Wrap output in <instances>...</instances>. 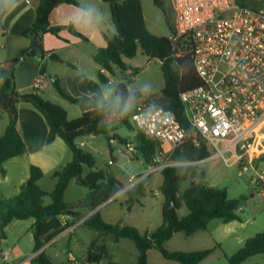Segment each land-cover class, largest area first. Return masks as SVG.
<instances>
[{"label": "trees", "instance_id": "16d2710c", "mask_svg": "<svg viewBox=\"0 0 264 264\" xmlns=\"http://www.w3.org/2000/svg\"><path fill=\"white\" fill-rule=\"evenodd\" d=\"M15 1L17 0H9L8 4H13ZM25 1L29 3L34 12L33 29L38 30L42 36L51 34L60 37V33L68 29L74 36L87 40L72 25L53 26L50 22V16L56 7L63 4L80 6L79 0ZM246 1L240 0L243 5H246ZM103 2L111 9V22L115 31L103 34L106 47L96 51L94 60L100 67L97 71V78L111 96L108 105L85 112L78 118L69 119L68 112L63 106L44 99L38 92L24 95L17 92L15 74L10 70L18 59L0 63V111H6L9 117L6 132L0 137V167L7 161L24 156L28 152L17 128V104L20 102L31 104L45 117L49 126L47 144L60 138L73 153L72 161L54 174L56 186L52 192H46L40 188L39 181L44 173L39 167L31 166L30 177L21 186L20 192L12 198L0 199V230L3 236L5 228L14 221L34 219L33 252L38 254L33 264H56L43 250V247L71 227L72 222L63 224L64 218L80 217L82 213L77 210L78 208L87 207L90 210H96L130 185L131 176L127 173L114 176L95 169L94 157L77 144L79 138L104 135L109 139L110 148L112 140L129 145L131 148V144L121 138L117 131L121 127L135 129L137 131L134 138L136 150L148 166L154 164L161 145L148 139L131 122L134 104L143 99V95L138 90L129 89L133 79L126 74L128 67L124 59L134 58L141 49L150 59H156L162 63L165 82L162 97L166 101L163 106L172 111L185 128L188 127V122L180 97L184 92L202 84L193 66L191 45L184 39L172 41L170 36L151 34L145 23L142 0H103ZM154 3L162 8L160 0H154ZM6 6L0 5V52L3 49L2 39L6 34L1 24V16ZM173 31L174 29L171 28V34ZM31 54L34 55V51ZM50 59L62 61L56 54H52ZM114 66L122 70L123 76L122 82L110 91V78L105 72L113 75ZM138 73L139 70L135 69L131 75L135 77ZM54 87L63 98L78 102L69 98L61 90L57 81H54ZM11 99L13 102L10 104ZM111 153H113L112 149ZM209 155L210 149L206 145L195 148L187 143L176 149L172 159L202 161ZM258 162H264V155ZM86 169H88L87 172H85ZM161 173L163 183L160 187V194L164 201L163 224L155 231L142 234L133 226L111 225L105 222L98 213L86 218L83 225L92 231L112 235L116 242L121 239L133 240L140 252L138 264H149L147 254L151 249L159 251L161 256L169 261L179 264H201L211 255V250L170 251L166 243L178 233L189 237L199 231H206L209 223L215 219L225 224L233 221L241 222L238 213L241 200L229 199L226 189L205 184L206 175L197 166L167 167ZM2 174H5L4 170ZM77 177H81L80 183L88 187L89 194L85 200L68 204L65 201V192ZM189 179L193 181L186 190L181 191V185ZM144 191L143 179L126 191L128 202L130 204L139 202ZM46 197L52 200L48 205L45 204ZM182 204H185L189 211L185 217H180L178 213ZM96 243L94 241L91 247H96ZM216 247L220 245L216 244ZM90 251L91 254L87 256L88 264H118L109 259L105 246H100L97 250L91 248ZM258 254H264V232L248 239L241 250L227 259L230 264H244ZM105 259L108 261L103 263Z\"/></svg>", "mask_w": 264, "mask_h": 264}, {"label": "built area", "instance_id": "2783aa9c", "mask_svg": "<svg viewBox=\"0 0 264 264\" xmlns=\"http://www.w3.org/2000/svg\"><path fill=\"white\" fill-rule=\"evenodd\" d=\"M253 2L256 5L240 0H172L176 19L170 40L184 39L191 45L202 84L180 97L186 128L157 102L141 99L134 104L132 124L161 145L148 174L221 160L229 168L237 167L239 175L253 171L252 183L264 196V172L256 169L264 155V0ZM44 87V76H38L34 92ZM187 143L195 148L206 145L210 155L202 161L173 160L176 149ZM141 180L130 181L134 185ZM37 254L13 264H33Z\"/></svg>", "mask_w": 264, "mask_h": 264}, {"label": "crops", "instance_id": "0c3cea01", "mask_svg": "<svg viewBox=\"0 0 264 264\" xmlns=\"http://www.w3.org/2000/svg\"><path fill=\"white\" fill-rule=\"evenodd\" d=\"M8 2L9 0H0V5H7L1 16V24L6 34L2 39L3 49L0 52V63L18 59L29 47L30 40L27 35L33 29L34 22V12L27 1L17 0L10 5ZM79 3L80 6L63 4L56 7L50 16V22L53 26L67 27L72 25L76 31L86 37L87 40L74 36L68 29L63 30L60 33V37H55L51 34L43 35L41 42L44 52L47 53L45 54V59H49L47 68L44 70L41 67V62L36 59L35 55L30 54L22 63L17 65L13 71L15 74L16 90L20 95L34 92L32 84L38 76L43 75L45 82V87L38 91L40 96L41 92L50 95L48 94L50 93L48 89H50L51 86L54 87V81H57L61 90L69 98L78 102H72L63 98L57 91L60 97H56V95L52 93L47 99L53 97V102L63 106L68 112L69 119L78 118L85 112L106 106L111 100L110 94L105 90L97 78V71L100 67L94 60L96 51L106 47L103 34L115 31V27L111 22V9L103 0H79ZM53 38L57 40L56 43L53 41ZM68 52L70 53L68 54ZM52 54H56L62 61L51 60L50 56ZM115 67L116 66H114L113 69ZM42 70H44V72ZM105 73L110 78V91L122 82L113 81L112 75L108 72ZM126 74L131 75V69H128ZM129 89L131 90L130 87ZM17 108V128L27 146L28 152L24 156L7 161L0 167V183L5 184L11 191V194H6L1 190L0 199L12 198L20 192L21 186L27 182L30 177L31 166L39 167L44 173L43 178L39 181L40 188L46 192H52L56 186V180L53 178L54 174L73 159L72 151L62 139L57 138L53 143L47 144L49 126L45 117L39 110L31 104L24 102L18 103ZM71 113L73 116H70ZM8 122V114L6 111L1 110L0 137L5 134ZM77 144L79 145L78 140ZM2 170H4L5 174H2ZM87 171L88 169H86L85 172ZM131 177H133V175H131ZM74 184L85 186L75 180L71 182L67 188L65 196L69 188H72ZM88 194L89 191L85 194V198H77L71 202H68L65 198V201L68 204H75L80 200H85ZM123 194H127L126 190H123L96 210H90L87 207L78 208L77 210L82 213L80 217L73 216L71 218H64L66 223L72 222L71 227H75V229L72 232L65 231L43 247V250L50 259L56 264L66 262L88 264L87 256L91 254L90 249L97 250L98 247L105 246L111 261L118 264H138L140 252L137 246L133 247L134 253H128L125 248L118 249V247H114L113 252H110L104 241L96 240L95 236L98 232L92 231L83 225L84 220L95 213H98L105 221L102 210L108 206L109 202L117 199ZM51 202L46 203L45 200L46 205ZM163 203L164 201L162 202L161 208L162 214ZM142 207L145 208L146 206ZM72 219L74 220L72 221ZM17 222L24 221H14L5 228L4 236L0 233V264H13L14 261L28 256L27 253H23L12 257L10 253L4 252L2 249V245L9 241V233ZM33 224L34 223H31V228H29V236L32 241H34ZM78 228H84V230H86L85 235L88 237L85 242L81 239H76V248L74 252L70 250L69 247H57L59 242L75 234ZM146 232L151 233L153 230H147L145 233ZM178 234H175L174 237L166 243V247L172 240L173 242L177 240L181 243L185 241L184 236L186 235L184 234L183 237H178ZM187 237L188 236H186V238ZM94 241L97 242L96 247H91ZM20 242L21 238L17 240L15 245H18ZM167 249L170 250L168 247ZM178 249L180 248H175L170 251L194 252ZM64 255H68L66 259ZM147 257L149 264H179L178 262L164 259L159 251L155 249L149 250ZM107 261L108 260L105 259L103 263ZM204 262L202 264H204Z\"/></svg>", "mask_w": 264, "mask_h": 264}, {"label": "rangeland", "instance_id": "374dc122", "mask_svg": "<svg viewBox=\"0 0 264 264\" xmlns=\"http://www.w3.org/2000/svg\"><path fill=\"white\" fill-rule=\"evenodd\" d=\"M160 2L162 8L157 7L154 0H142L145 23L151 34L169 37L171 28L173 29L175 26L176 19L172 0H160ZM246 4L256 5L251 0H247ZM53 41L56 43L57 40L53 38ZM124 62L131 71L139 70L135 77L129 75L133 79L129 86L131 90L140 91L144 100L165 105L166 101L162 97V90L165 85L162 63L159 60L150 59L141 49L138 50L134 58H125ZM122 76V70L116 66L112 80L122 81ZM48 92H50L48 93L50 95L41 92V96L48 101L53 102V97L47 99L52 93L56 97H60L53 86L48 89ZM70 116H73L72 113ZM117 133L121 138L126 139L132 147L130 148L129 145L112 140L110 148L109 139L104 135L85 136L78 139L82 149L94 157L95 169L114 176L127 173L130 176L133 175V178L144 179L145 191L140 197L139 203L130 204L127 194H123L109 202L108 206L102 210L103 218L111 225L133 226L142 234L147 230L155 231L163 224L161 211L163 197L160 194V187L163 183L162 173L159 171L148 174L151 167L144 162L141 154L136 150L134 138L137 135V131L135 129L121 127ZM111 149L113 153H111ZM197 167L199 170L204 171L206 175L205 184L226 189L229 199L241 200L238 212L241 222L233 221L225 224L221 220L215 219L209 223L206 231H199L187 238L184 236L185 241L183 243L177 240L173 242L172 240L167 244V247L170 250L180 248L178 250L189 251L209 249L212 253L205 259V262L203 261L204 264H230L228 257L241 250L248 239L264 232V196L260 193V189L252 183L253 171L239 175L237 167L229 168L221 160L203 161L198 163ZM256 169L260 173L264 172V162H258ZM192 181L193 179H189L184 182L181 185V191L186 190ZM135 185L130 182L129 186L133 187ZM87 189L85 186L74 184L67 191L65 198L68 202L81 197L85 198V194L89 191ZM1 190L6 194H11L10 188L3 183H0ZM45 200L46 203L51 202L50 197ZM142 206L146 207L143 208ZM178 213L180 217L188 215L189 211L185 204L181 205ZM31 223H34V219L17 222L9 233V241L2 245L4 252L10 253L12 257L23 253L30 255L33 252L35 242L29 236ZM85 231L84 228H78L75 234L59 242L57 247H69L74 252L76 239H81L84 242L87 240L88 236L85 235ZM178 235V237H183L184 234L180 233ZM19 238H21V242L15 245ZM95 238L96 240L104 241L110 252H113L114 247H118V249L125 248L128 253H134L133 247H136L133 240L121 239L116 242L112 235L105 236L104 233H97ZM216 244L220 245V247H216ZM67 256L64 255V258L66 259ZM244 264H264V254L253 256Z\"/></svg>", "mask_w": 264, "mask_h": 264}, {"label": "water", "instance_id": "95a60500", "mask_svg": "<svg viewBox=\"0 0 264 264\" xmlns=\"http://www.w3.org/2000/svg\"><path fill=\"white\" fill-rule=\"evenodd\" d=\"M251 1H261V0H251ZM30 40L29 47L19 56L18 60L12 65L10 72L13 73L15 67L22 63L27 56L31 54L32 51H34V55L37 60L41 62V67L45 70L47 68V64L49 62V59H45V53L43 49V45L41 42L42 34L36 30L32 29L28 35ZM13 102V99L10 100V104ZM78 182L81 181V177H77L76 179ZM173 206L176 205L173 202Z\"/></svg>", "mask_w": 264, "mask_h": 264}]
</instances>
